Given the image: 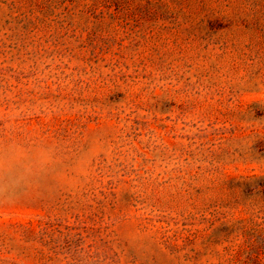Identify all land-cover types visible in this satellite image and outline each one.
I'll return each mask as SVG.
<instances>
[{
    "label": "rangeland",
    "instance_id": "1",
    "mask_svg": "<svg viewBox=\"0 0 264 264\" xmlns=\"http://www.w3.org/2000/svg\"><path fill=\"white\" fill-rule=\"evenodd\" d=\"M91 1L0 0V264H264V0Z\"/></svg>",
    "mask_w": 264,
    "mask_h": 264
},
{
    "label": "clouds",
    "instance_id": "2",
    "mask_svg": "<svg viewBox=\"0 0 264 264\" xmlns=\"http://www.w3.org/2000/svg\"><path fill=\"white\" fill-rule=\"evenodd\" d=\"M29 167L30 162L17 150L12 149L5 153L0 149V190L6 185L14 184L20 178V172L26 171Z\"/></svg>",
    "mask_w": 264,
    "mask_h": 264
},
{
    "label": "trees",
    "instance_id": "3",
    "mask_svg": "<svg viewBox=\"0 0 264 264\" xmlns=\"http://www.w3.org/2000/svg\"><path fill=\"white\" fill-rule=\"evenodd\" d=\"M129 3V0H92L90 6H102L106 9L112 8L110 14L118 17L119 12ZM121 23V22H120Z\"/></svg>",
    "mask_w": 264,
    "mask_h": 264
}]
</instances>
